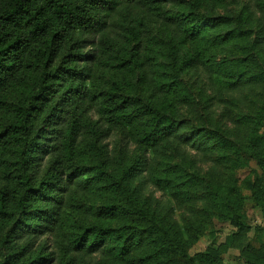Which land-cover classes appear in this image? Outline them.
<instances>
[{
  "label": "trees",
  "instance_id": "1",
  "mask_svg": "<svg viewBox=\"0 0 264 264\" xmlns=\"http://www.w3.org/2000/svg\"><path fill=\"white\" fill-rule=\"evenodd\" d=\"M172 4L176 1L0 0V120L7 116L6 124L0 123V218L9 223L1 246L10 251L0 264H99L93 263L98 257L113 264H169L178 256L185 264H218L207 254L192 257L188 249L203 234L206 218L218 210L219 199L226 200L220 210L232 208L235 225L243 228L245 215L235 209L248 198L233 204L232 185L228 197L223 193L230 166L213 155L207 142L231 151L232 141H241V122L231 140L214 117L246 105L255 85L247 78L248 68L264 53L263 20L253 17L254 5L247 6L259 27L250 47L255 55L213 63L203 49L209 39L202 15L194 10L170 14L165 8ZM161 30L173 32L180 44L192 41L202 49L193 46L180 69L178 53H173L158 83L152 46ZM188 63L202 94L199 102L183 97L180 108L191 117L180 119L172 104L184 89L180 79ZM128 74L135 77L128 81ZM33 78L25 89L24 80ZM200 120L206 125L200 126ZM113 134L126 148V163L122 159L116 171H111L118 167L105 144ZM87 142L104 147L103 161L77 162ZM131 145L141 153L136 165L127 160ZM250 148L264 170V136H256ZM169 155L174 163L164 170L156 160ZM188 160L211 163L208 175L219 183L199 193L201 207L188 203L183 197L187 184L173 176ZM133 182L139 186L132 188ZM98 187L113 195L96 209L79 212L80 220L68 227V217ZM149 188L167 196L156 199L152 193L140 201L136 189L143 194ZM250 199L264 213V195ZM179 210L182 227L176 219ZM90 217L100 223H88ZM116 218L123 224L107 225V219Z\"/></svg>",
  "mask_w": 264,
  "mask_h": 264
},
{
  "label": "rangeland",
  "instance_id": "2",
  "mask_svg": "<svg viewBox=\"0 0 264 264\" xmlns=\"http://www.w3.org/2000/svg\"><path fill=\"white\" fill-rule=\"evenodd\" d=\"M175 1L176 4L166 6L165 9L168 13H182L188 10H194L196 13L202 15L200 24L205 28L204 37L209 39V43L203 49L206 52V56H208L213 63L223 61L232 62L239 57L255 55V52H257L256 49L254 52L250 51V47L254 46L259 27L254 18L251 17L247 6L254 5L256 14L253 17L261 18L264 24V0ZM238 15L240 19L237 18ZM220 17H225L229 20L222 21L219 20ZM207 19L217 20L216 22L206 24L209 21ZM238 31H242L243 34L237 33ZM179 41L180 39L171 31L161 30L156 32L152 53L155 57L153 69L156 73L158 83L163 79L162 73H164L166 69L165 66L172 62L174 54L178 53L177 69H180L185 63L186 58H184V56L193 46L197 52H201L202 47L198 46L197 43L189 41L186 44H180ZM258 48L260 49V47ZM256 59L257 61L248 68L247 78L255 85H253L248 92L246 105L239 109H227L226 117L224 118L214 117L216 126L218 125L223 132H228V137L233 136L231 140L235 139L233 128L236 127L237 122H241V141L239 143L232 141L234 147L231 151H229V149L224 151L215 149L214 141L207 142V146L211 149L213 155L224 157L226 164L230 166L226 176L228 185L222 186L223 193L224 190L227 191L226 196L228 197L227 193L230 192L229 187L232 185L231 200L233 204L237 203L239 199L248 198L245 205L243 204L240 209H235V211L239 210L240 213L245 215L242 222L244 225L243 228L235 225L234 221L236 216L235 213L232 212V208L220 210V207L226 204V200H216L215 203L219 204L217 207L218 210L216 212H211L206 218L204 223L207 227L204 228L203 232H200L203 234L198 235V239H196L188 249L189 255L192 257H201L202 255L204 258V255L207 254L209 260H216L218 264H264V213L262 209L257 206V202L250 199L255 193L264 195V170L261 164H258L257 161L253 159L252 153L254 151L250 148L256 136H264V78H257V75L264 73V53L261 52L257 54ZM192 69L193 66L191 63L185 66L181 74L182 79H180L181 82L183 80L185 83H183L184 89L173 97L174 104L172 105H175L173 110L180 119L191 117L186 109L180 108L183 97L189 95L190 97L197 98L199 102L200 98L198 97L202 94L201 87L197 84ZM126 77L128 81H131V78L135 76L133 74H128ZM34 79L36 78L24 80L23 85L25 89L28 90L29 80H32L33 83ZM211 91L212 88H209L207 96ZM216 116L219 117V115ZM6 117L5 115L4 121L2 119L0 120L1 124H6ZM241 118H245L246 120L243 121ZM198 124L200 126H205L206 122L200 120ZM188 135L189 134L185 133V136ZM91 144L92 142H87V144H82L80 146L76 159L79 164L86 165L92 162L98 163L103 161L102 153L104 152V147L102 145L92 146ZM105 144L109 146V156L114 166L116 165L118 167L116 169L112 167L111 171L121 170L120 164L122 159L124 160L123 164L126 163L125 143L122 142L118 135L113 134L111 138L106 140ZM98 147L100 148L96 150ZM129 148L130 152L127 155L128 163L136 165L135 157L141 153L134 145H131ZM229 148H231V145H229ZM227 153L229 156H226ZM193 154L195 153H191V155ZM191 160H193V158H191ZM156 161L160 162V166L164 170L174 163L171 155ZM211 165L212 164L207 161L192 164L188 160L187 164L182 167L183 169L177 168L178 171L173 173V176L177 178V181L179 180V183H186L187 186L195 183L194 188L191 190L186 189L187 186L183 188V197L188 199V203H190L192 207H195V205L200 206L196 198L199 197L198 195L203 188L209 187L211 189L214 185L213 183L216 185L219 184L218 181H215L217 179L215 176H213L215 182L210 180L208 169L211 168L212 170ZM103 186L105 187V184ZM138 186L136 182L131 184L132 188H137ZM152 193H154L156 199H163L164 196H167L156 188H149L145 190L143 194L139 189L135 191L140 201H145V197H148ZM112 195L113 194L109 192L107 188L98 187L94 189L90 195L86 196L78 204V211L68 217L67 226L70 227L75 220H80L81 214L77 216L79 212L85 213L87 209H96L104 197H111ZM121 200H123L122 196ZM176 219L179 221L178 223L181 227L184 226V214H182L181 210L176 213ZM209 221L211 225H208ZM88 223H100V220L90 217ZM106 223L113 228L123 224L122 219L119 220L117 218L107 219ZM8 227L9 223L0 218V261L10 252L9 250L7 251L6 247L1 246V239ZM177 258L178 259L173 261L170 259L169 262H171L169 264H185L180 256ZM197 260H199V258H197ZM96 262H99V264H113L107 263L101 257L94 259L93 263ZM189 262L188 264H190Z\"/></svg>",
  "mask_w": 264,
  "mask_h": 264
}]
</instances>
